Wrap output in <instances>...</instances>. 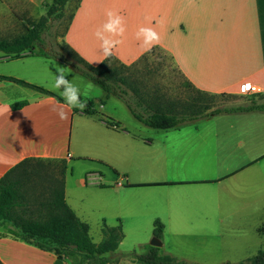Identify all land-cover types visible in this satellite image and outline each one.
I'll return each mask as SVG.
<instances>
[{"label":"crops","instance_id":"0c3cea01","mask_svg":"<svg viewBox=\"0 0 264 264\" xmlns=\"http://www.w3.org/2000/svg\"><path fill=\"white\" fill-rule=\"evenodd\" d=\"M109 9L125 18L124 42L113 56L122 64L130 66L149 52L135 33L141 26L152 27L161 38L155 47L172 57L196 91L247 95L245 85H255L264 95V0H80L63 45L92 66L106 60L94 32ZM20 12L33 15L23 0H0V32L10 31L22 19ZM57 67L77 73L58 59L29 51L0 56V180L23 161L40 160L48 171L60 167L66 204L83 223L88 224L71 205L72 193L99 188L107 202L103 209L115 212V226L121 224L123 234L128 222L159 221L161 249L180 261L196 262L177 253L190 246L246 261L258 253L264 240V116L199 119L162 130L135 118L121 119L106 103L98 107L96 98L88 99L93 102L88 114L69 107L53 88ZM85 96L80 98L87 104ZM19 102L26 104L15 108ZM60 107L67 120L53 111ZM100 113L113 122L97 119ZM87 117L92 121L88 129ZM194 225L211 230L204 237L212 242H198L197 235L188 242ZM17 233L9 224L0 227L2 264H57L54 253L20 240Z\"/></svg>","mask_w":264,"mask_h":264},{"label":"trees","instance_id":"16d2710c","mask_svg":"<svg viewBox=\"0 0 264 264\" xmlns=\"http://www.w3.org/2000/svg\"><path fill=\"white\" fill-rule=\"evenodd\" d=\"M68 2L69 0H53L46 6V15L42 16L37 23H33L21 35L10 39H0V52L19 56L29 51L31 54L46 59H58L101 87L107 97L113 96L120 99L135 119L156 129L165 130L187 121L219 115L264 113V95L261 94H256L245 105L216 109L208 114L206 112L204 114L195 105L169 103L161 97H157L155 101H149L139 86L142 83L133 82L129 75H125V72L157 50L166 53L159 47L153 48L130 66L122 64L114 57L106 59L98 66H92L69 46L48 44L45 40L48 23L53 17L56 19L64 17ZM112 63L117 64L116 67H112ZM77 65L80 67L78 68ZM8 79L40 93L55 96L62 101L57 95L43 88L14 78ZM25 104L26 102H19L14 107L20 108ZM92 105V101L87 103L88 114H90L89 108ZM32 166L46 168L44 162L40 160H26L0 180V227L6 224L11 225L18 232L17 236L20 240L41 250L54 253L57 257V264H118L120 260L118 258L112 260V256L124 238L122 225L109 227L104 224L103 240L98 244L95 243L90 235V226L81 222L66 204L63 173L61 172L59 180L49 179L50 192L46 197H41V200L31 193V189L27 188L28 169L34 170ZM35 173L38 175L40 171L35 169ZM260 233L264 236V228L260 230ZM153 236L163 241V224L159 221L154 225ZM144 250L145 252L141 254L135 251L131 254L142 264H198L180 261L163 252L161 248L151 245L144 246ZM240 264H264V249H260L254 257Z\"/></svg>","mask_w":264,"mask_h":264},{"label":"rangeland","instance_id":"374dc122","mask_svg":"<svg viewBox=\"0 0 264 264\" xmlns=\"http://www.w3.org/2000/svg\"><path fill=\"white\" fill-rule=\"evenodd\" d=\"M23 1L26 4L27 10H29L30 13L33 12V15L28 17V15L20 12V14L23 15L22 19L19 18L16 25L12 24L10 31L0 32V39H10L21 35L26 30L25 27L28 24L32 25L33 23H37L42 16L46 15V6L53 2V0ZM79 1L80 0L69 1L64 11V17L62 19H56L55 17L50 19L48 23V29L45 34V40L48 44L52 43L55 46L64 44L63 37L70 21L71 12L73 11V9H75ZM144 2L146 4V0H144ZM129 3H132V1H130ZM133 4H136V2ZM140 9L142 10L143 6H141ZM145 16H147L146 10ZM4 55V53H0V56ZM116 65L117 64L115 63L111 64L112 67H116ZM69 75L73 76L72 80L80 88V93L86 95L85 98H87V103L90 101L88 99L96 98L98 100H95V103H97L98 107L102 102L106 103L108 105V108L110 110L115 111L116 115L121 119L134 120V116L131 114L127 106L120 99L113 96L106 97L107 95H105L106 93H104L101 87L87 79L78 71L77 73L71 71ZM125 75H129L131 77L130 79L133 82H136L137 84H139L140 82L142 83V85L139 84V86L142 88V92L145 94L146 98L149 101H155L157 97H161L169 103H176L188 106L195 105L196 107H199V109L203 113L206 112V114L216 109L245 105L249 103V101L255 96L199 93L183 77V75L175 65L172 57L168 53H164L159 50L154 52L152 55H149L146 59L140 61V63H138L134 68H131L128 72H125ZM252 114H261L262 116H264V113ZM228 116H239V114L220 115L211 118H203L201 120H217ZM96 118H101L103 121H109L110 123L114 120L106 114L101 113L98 114ZM91 122L92 121H90V119L87 117V129L90 128V124L88 123ZM32 167L34 168V170L30 168L28 169L29 182L27 183V188L29 190L31 189V193L35 197L37 196V198L41 199V197H46L48 192H50L49 179H60L61 169L59 167L57 169L52 170V172L48 171L47 168L42 169L35 166ZM35 169L39 170L40 174L37 175L35 173ZM39 177L41 179H38ZM72 194L73 195L71 199L72 201H74V203L71 205L75 207L79 215H81V217H83L89 224L93 241L97 244L100 243L103 240V221L106 220L107 225L113 227L117 224V220H119V218H117V216L115 215L114 211L105 212V210L103 209L102 204H107V202L101 195H104L105 193H103L101 189L96 188L90 189L88 191L78 189V191H75ZM111 201V204L116 203L115 200ZM75 202L77 204H75ZM123 227L125 236L118 250L116 251L114 256H112V260L118 258L124 264H142L131 254L134 251L139 254L145 252L144 246L150 245V243L154 239V224L152 222L149 223L147 221L141 222V224H133V222H128L126 225L124 224ZM210 232L211 230L206 229V226H191V236L187 240H190L188 242H192L193 240H196V236L194 235H197L198 240L196 241L203 243H211V240L204 237V235H207ZM228 243L229 242H221V244L223 245H226ZM202 247L203 248H195V246H190L186 248L185 251L180 252L179 250L177 253L178 255H180L181 258L187 259L190 262L196 261L200 264H222L226 260L233 261V263L236 264H240L242 263V261H246V258H240V255H225L227 253L221 251V253L224 254L223 256L217 253H213L210 249H204V246ZM261 249H264V240Z\"/></svg>","mask_w":264,"mask_h":264},{"label":"clouds","instance_id":"9594fccd","mask_svg":"<svg viewBox=\"0 0 264 264\" xmlns=\"http://www.w3.org/2000/svg\"><path fill=\"white\" fill-rule=\"evenodd\" d=\"M105 14L107 19L95 30L94 37L99 41V49L103 58L108 59L113 57L118 46L123 44L127 28L125 18L118 12L109 9ZM135 36L137 40L142 41V46L145 47L146 51H151L153 47L160 43L161 39L159 33L154 28L144 26L138 28ZM77 67L79 68L80 66L77 65ZM70 72L71 69L69 68L57 67L54 73L53 88L59 91L64 103L69 107L83 111L87 108V104L80 98V88L68 79ZM53 111H57L61 120L68 119V114L64 111L63 107L59 109L53 108Z\"/></svg>","mask_w":264,"mask_h":264},{"label":"built area","instance_id":"2783aa9c","mask_svg":"<svg viewBox=\"0 0 264 264\" xmlns=\"http://www.w3.org/2000/svg\"><path fill=\"white\" fill-rule=\"evenodd\" d=\"M250 88L246 89V93L247 95H256V94H261L262 93V89L258 86L255 85H250ZM116 128V126H114Z\"/></svg>","mask_w":264,"mask_h":264},{"label":"water","instance_id":"95a60500","mask_svg":"<svg viewBox=\"0 0 264 264\" xmlns=\"http://www.w3.org/2000/svg\"><path fill=\"white\" fill-rule=\"evenodd\" d=\"M151 246L157 247V248H162L163 243L161 240L157 239L154 237L153 241L150 243Z\"/></svg>","mask_w":264,"mask_h":264},{"label":"snow or ice","instance_id":"6c2138e0","mask_svg":"<svg viewBox=\"0 0 264 264\" xmlns=\"http://www.w3.org/2000/svg\"><path fill=\"white\" fill-rule=\"evenodd\" d=\"M250 87H251L250 85H245V89L250 88Z\"/></svg>","mask_w":264,"mask_h":264}]
</instances>
